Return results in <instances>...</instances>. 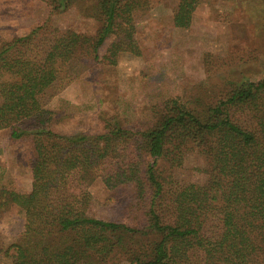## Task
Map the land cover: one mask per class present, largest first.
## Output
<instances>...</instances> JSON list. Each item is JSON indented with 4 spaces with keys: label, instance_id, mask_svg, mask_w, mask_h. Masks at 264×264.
<instances>
[{
    "label": "trees",
    "instance_id": "obj_1",
    "mask_svg": "<svg viewBox=\"0 0 264 264\" xmlns=\"http://www.w3.org/2000/svg\"><path fill=\"white\" fill-rule=\"evenodd\" d=\"M43 1L52 14L79 0ZM80 1L93 2L94 35L48 16L0 45V130L34 149L31 188L0 187V217L14 206L25 216L4 255L11 264H264V76L215 100L167 99L142 127L111 117L75 134L48 107L75 79L73 63L140 56L135 15L161 0ZM200 1L179 0L174 27L189 28ZM192 154L205 160L203 183L175 175ZM98 178L123 220L89 213Z\"/></svg>",
    "mask_w": 264,
    "mask_h": 264
},
{
    "label": "rangeland",
    "instance_id": "obj_2",
    "mask_svg": "<svg viewBox=\"0 0 264 264\" xmlns=\"http://www.w3.org/2000/svg\"><path fill=\"white\" fill-rule=\"evenodd\" d=\"M179 0H161L136 13V38L141 55L120 53L117 65L84 59L73 63L75 79L48 104L56 111L54 124L73 133L101 130L105 118L125 125H147L154 106L178 97L193 105L198 99L215 100L229 84L264 76V1L201 0L189 28H176L173 14ZM91 1H78L49 14L43 0H0V45L51 18L53 25L94 35L99 23L87 14ZM91 9H90V8ZM229 18V19H227ZM111 39L100 49L103 56ZM34 149L29 139H14L0 130V187L31 188L29 167ZM199 154L188 156L175 175L203 183L207 174ZM89 213L105 220H123L121 205L100 178L89 187ZM25 216L16 206L0 217V264L24 229ZM121 264H128L122 262Z\"/></svg>",
    "mask_w": 264,
    "mask_h": 264
}]
</instances>
